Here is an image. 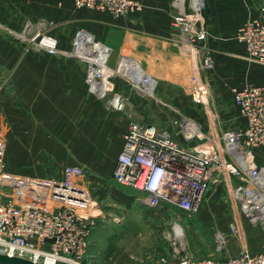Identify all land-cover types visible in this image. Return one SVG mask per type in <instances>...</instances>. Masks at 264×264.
<instances>
[{
	"label": "built area",
	"instance_id": "1",
	"mask_svg": "<svg viewBox=\"0 0 264 264\" xmlns=\"http://www.w3.org/2000/svg\"><path fill=\"white\" fill-rule=\"evenodd\" d=\"M74 2L79 8L103 9L117 17L142 7L137 0ZM204 3L205 0L172 1L177 10L174 15L177 41L183 53L192 57L198 72L191 76L195 82L192 99L197 103L207 97L208 88L207 83L200 82V70L212 66L211 57L199 42L205 37L200 27ZM4 28L0 22V33ZM26 35L24 31L21 34L28 39ZM237 38L245 44L249 58L264 63V20L248 21L239 29ZM30 40L37 48L53 49L56 45L53 38L41 31ZM108 55L105 60L101 56L99 60L103 62L96 64L86 58L88 89L101 98L106 97L109 86L106 69L102 67ZM130 80L134 87L153 93L154 79L149 74L144 72L140 80L130 76ZM232 92L245 123L241 128L226 131L222 143H215L212 134L188 118L179 132L186 139L198 137L197 145L185 146L166 129L131 121L112 170L113 180L146 193L145 202L150 207L166 202L190 213L198 212L207 190L226 184L237 202L239 218L244 217L252 227H261L264 231V165L253 160L254 150L264 148V84H248ZM123 102L118 95L109 105L122 109ZM205 137L207 140L203 141ZM207 144L211 145L210 149ZM5 155L6 146L0 139V254L40 264H82L90 255L92 233L100 224L101 216V212L98 215L93 212V200L84 186L85 168L67 165L59 178H24L7 171ZM15 190L35 198V205L20 203L10 193ZM229 231L238 236L242 227L232 224ZM215 238L217 252L223 253L227 245L225 234L218 232ZM243 246L232 256L194 258L179 251L172 260L163 259V264H264V244L259 253Z\"/></svg>",
	"mask_w": 264,
	"mask_h": 264
},
{
	"label": "crops",
	"instance_id": "2",
	"mask_svg": "<svg viewBox=\"0 0 264 264\" xmlns=\"http://www.w3.org/2000/svg\"><path fill=\"white\" fill-rule=\"evenodd\" d=\"M137 1L142 4L140 10L113 17L106 11L78 8L74 0H0V22L5 27L18 33L27 22L43 21L58 43V48H34L21 35L0 34V87L16 89L13 97L3 89L0 92V118L8 122L7 130L10 121L19 134L29 133L33 126L31 134L65 137L72 148L73 143L77 145V151L120 152L130 120L123 117L125 121H120L119 111L107 108L105 101L89 91V63L78 56L84 58L83 54L96 50L91 51L85 39L81 47H73L81 32L91 34L107 51L110 48L114 65L127 56L131 60L123 59L122 64L139 66L150 76L171 82L175 75L179 80L185 76L187 59L189 70L196 73L192 57L183 53L177 41L173 0ZM202 16L200 27L205 37L199 42L212 66L200 70V79L207 82L212 103L234 102L235 87L264 84V64L249 58L245 44L237 39L245 23L264 20V0H205ZM109 32L119 40L107 41ZM36 148L43 150L42 146ZM67 165L79 164L63 166Z\"/></svg>",
	"mask_w": 264,
	"mask_h": 264
},
{
	"label": "rangeland",
	"instance_id": "3",
	"mask_svg": "<svg viewBox=\"0 0 264 264\" xmlns=\"http://www.w3.org/2000/svg\"><path fill=\"white\" fill-rule=\"evenodd\" d=\"M90 10L106 11L98 8ZM48 25L43 21L42 23L30 21L25 23L21 32L15 33L6 26L1 33L19 37L24 31L28 37L26 41L31 44L29 46L37 48L30 39L39 31L44 36L57 41L49 33V29H46ZM107 37V41L116 42L117 39L119 40V37L115 36L113 32H109ZM40 38L41 36L38 37V40ZM75 40L73 47H81V44L78 45ZM54 48H58L57 42ZM110 53L111 50L107 62L102 64L108 76V92L106 97L98 96V98L105 101L107 108L120 112V121L125 118L130 120V123L138 121L154 124L160 129L170 131L174 139L185 146L197 145L200 142L198 137L186 139L179 132L186 118L205 132L212 134L211 137H214L215 143H222V137L226 131L244 126L245 118L232 99L222 105L212 103L209 87L206 92L207 97L204 96L202 103H197L192 99L195 82L191 79L193 73L189 70V60L183 61L186 64L184 66L185 76L183 75L181 80L175 75L173 79H170L171 82H162L153 76L156 86L153 93H150L145 88L141 90L134 87L130 80V73H123L119 70L123 59H131L127 56L120 57L118 63L114 65L111 62ZM78 57L82 60L85 59L86 62H84L87 63L86 58ZM100 57V52L93 51V54L88 56L89 62L99 63ZM141 70H143V74L146 73L145 69ZM196 73L198 75L197 71ZM0 78H2L1 73ZM200 80L202 83H207L205 80ZM116 81L121 82L116 83ZM2 89L7 94L10 93L11 97L16 94V89L0 87V92ZM118 95H121L124 100L122 109L109 105V101ZM2 101L3 99H0V103ZM7 129L8 122L0 118V139L6 146L5 164L9 173L18 177L45 179L59 178L64 169L63 165L66 163H76L85 168L84 186L89 190L93 200V212L97 215L101 212V216L99 217L100 224L94 228L92 233L90 255L82 264H163V259L172 260L179 251L186 252L194 258L232 256L238 254L244 247L243 245L252 253H259L262 250L264 231L261 227H252L244 217L239 218L237 202L235 198L232 199L226 184L213 186L207 190L196 213L184 211L178 206L166 202L158 207H150L145 202L146 193L113 180L112 170L119 154L118 151L107 150L92 153L77 151V145L73 143L72 148L70 142H65V137L42 138L31 134L33 126L29 127V133L25 134L22 131L19 134L18 129L14 128L10 121V130ZM206 140L207 137L203 141ZM34 144L36 145L34 146ZM56 144L62 148L65 145L70 150H59L60 148ZM36 146H42V152ZM206 146L211 148L209 144ZM253 160L259 165H264V148L254 150ZM10 193L22 204L35 205L36 203L35 198L23 195L16 190L10 191ZM38 205H42V202H39ZM232 224L241 225V234L237 236L230 233L229 228ZM177 225H180L184 230L185 246L178 237L175 228ZM218 232L224 233L227 238L226 249L223 253L217 252L215 235Z\"/></svg>",
	"mask_w": 264,
	"mask_h": 264
},
{
	"label": "bare ground",
	"instance_id": "4",
	"mask_svg": "<svg viewBox=\"0 0 264 264\" xmlns=\"http://www.w3.org/2000/svg\"><path fill=\"white\" fill-rule=\"evenodd\" d=\"M85 36V37H84ZM83 39H85V41H89V43H88V45L89 46H91V48H90V50L91 51H93V50H99V51H97V52H100V55L102 56V59L103 60H105V58H106V56H107V54H108V52H107V47L106 46H104L102 43H100V42H98V41H96L94 38H93V36L91 35V34H88L87 33V35H85V34H83V33H81L80 35H79V38H78V40H77V44L79 45V44H81V41L83 40ZM83 46V45H82ZM79 48V47H78ZM81 49V48H80ZM79 50V49H78ZM108 50H109V48H108ZM78 52V51H77ZM80 52H82V51H80ZM83 53H84V51H83ZM92 53V52H91ZM84 55V58H87L88 56H90V55H88L87 56V54H83ZM82 57V56H81ZM102 59H100L101 60V62H103V60ZM99 60V59H98ZM129 68H131L130 69V75L132 76V77H134L135 79H137V80H140L141 78H142V76H143V70H141L140 68H139V66H136V67H129L128 65H125V64H121L120 66H119V70L121 71V72H123V71H125V69L128 71L129 70ZM134 68V69H133ZM137 70V73H134V70ZM126 72V71H125ZM124 72V73H125ZM154 82L152 83V88L153 87H155V85H156V83L154 84ZM248 160H250L249 159V157H248ZM176 229H177V234H178V237L180 238V241L182 242V244L185 246L186 245V238L184 237V230H183V228L180 226V225H177L176 227H175Z\"/></svg>",
	"mask_w": 264,
	"mask_h": 264
},
{
	"label": "water",
	"instance_id": "5",
	"mask_svg": "<svg viewBox=\"0 0 264 264\" xmlns=\"http://www.w3.org/2000/svg\"><path fill=\"white\" fill-rule=\"evenodd\" d=\"M0 264H40L31 260L18 257L0 254Z\"/></svg>",
	"mask_w": 264,
	"mask_h": 264
}]
</instances>
